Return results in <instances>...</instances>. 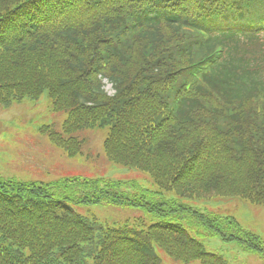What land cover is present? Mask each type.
I'll list each match as a JSON object with an SVG mask.
<instances>
[{"label":"trees","instance_id":"obj_1","mask_svg":"<svg viewBox=\"0 0 264 264\" xmlns=\"http://www.w3.org/2000/svg\"><path fill=\"white\" fill-rule=\"evenodd\" d=\"M44 92L67 116L40 127L51 144L73 158L78 132L104 128L106 160L154 189L0 177V264H228L205 237L264 264L259 235L187 204L264 205V0H0V105ZM95 205L146 215L108 223Z\"/></svg>","mask_w":264,"mask_h":264},{"label":"rangeland","instance_id":"obj_2","mask_svg":"<svg viewBox=\"0 0 264 264\" xmlns=\"http://www.w3.org/2000/svg\"><path fill=\"white\" fill-rule=\"evenodd\" d=\"M104 91L113 93L105 81ZM65 113L52 112L47 92L37 102L24 100L9 108L0 106V177L16 181L50 182L65 178H107L133 180L154 189L146 174L135 169L117 166L103 155L102 146L107 130L84 131L78 134L84 140L81 153L74 158L66 157L61 148L51 145L38 132L42 124H53L57 129L63 124ZM202 211H214L235 218L243 227L252 230L264 240V205H252L242 199L217 198L211 201L187 202ZM91 213L103 222L113 223L125 218L145 217L135 208H115L95 205ZM205 251L220 255L228 264H261L254 253H248L241 245L225 242L218 237L201 240ZM163 264H181L164 259ZM195 264V263H191Z\"/></svg>","mask_w":264,"mask_h":264}]
</instances>
